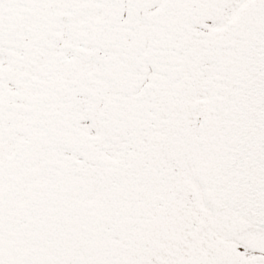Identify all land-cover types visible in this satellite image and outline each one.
<instances>
[{"label":"snow or ice","instance_id":"obj_1","mask_svg":"<svg viewBox=\"0 0 264 264\" xmlns=\"http://www.w3.org/2000/svg\"><path fill=\"white\" fill-rule=\"evenodd\" d=\"M0 264H264V0H0Z\"/></svg>","mask_w":264,"mask_h":264}]
</instances>
